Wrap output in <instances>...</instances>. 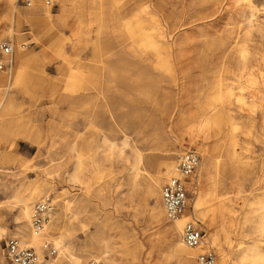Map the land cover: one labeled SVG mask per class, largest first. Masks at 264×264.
Returning <instances> with one entry per match:
<instances>
[{"label": "rangeland", "instance_id": "rangeland-1", "mask_svg": "<svg viewBox=\"0 0 264 264\" xmlns=\"http://www.w3.org/2000/svg\"><path fill=\"white\" fill-rule=\"evenodd\" d=\"M4 1L0 42L14 41L29 61L0 111V260L5 240L22 242L20 226L32 232V209L50 196L49 234L40 249L31 245L42 264L59 256L45 240L84 264L97 255L108 264H196L202 249L179 251L182 234L169 233L183 215L199 223L218 264H247L250 248L264 264V0H252L257 11L251 0H69L62 21L60 0L51 21L20 19L29 7L14 0L17 11H7ZM212 145L222 161L216 187L199 169ZM189 148L200 154L191 207L172 221L161 191ZM166 160L171 169L154 185ZM30 194L27 220L18 209ZM216 195L230 212L201 216Z\"/></svg>", "mask_w": 264, "mask_h": 264}, {"label": "bare ground", "instance_id": "bare-ground-1", "mask_svg": "<svg viewBox=\"0 0 264 264\" xmlns=\"http://www.w3.org/2000/svg\"><path fill=\"white\" fill-rule=\"evenodd\" d=\"M60 1H61V13L62 14L59 18L60 19L59 21H62V19L67 14L69 0H60ZM14 2H15L14 0H5L4 1V4H5L7 11L11 10L12 5H16L15 11H17L18 4H14ZM250 6L254 9H256V11H257V6L254 4V1H252V0L250 1ZM27 7H29V8L21 9V11L25 12L24 13L25 15L22 14V16H21V13L17 14V16L20 19H25V20L27 19L28 21H30V20H35V19L42 17L46 21H51L52 13L50 10V5L44 4L42 2V0H35L34 4L27 6ZM13 9H14V7H13ZM256 11L253 12V17L255 16ZM15 46H16V52H15V55L13 58L14 62H13V65L11 67L12 70H8V72H6L7 70L0 71V88L3 87V84H6L5 85L6 88L4 89L5 93L3 95L4 97L0 101V111L4 110L1 114L3 117H5L7 111H9V108L11 106V101L13 99L12 97L9 98V91L12 89L13 80L15 81L14 86L17 88L18 87L17 85L19 84L20 77H22V74H24V69H25V67L29 61V57L27 56V54L25 52H21L20 50H18L17 44ZM12 93H14V92H12ZM12 93H10L11 96H12ZM7 96H8V98H7ZM1 121L4 122V118L2 119V117H1ZM222 129H223L222 127L220 129V127L218 126V130H220L219 134L221 133ZM103 140H104L105 144H107L106 142H108V141H112L106 134H104ZM126 140H128V139H126ZM113 146L114 145H110L106 149L104 145H99V148H103V150L106 149V150H109L111 152V151H113V148H114ZM214 151H215L214 145H212L211 148L210 147L205 148V150L203 152V160H202V163L199 167V169L201 171V178L207 177L209 179L210 183L212 184V187L217 186L216 181H218L220 178V176L218 177L217 173L221 172V168H222V161H221V159L217 158L218 156L216 157ZM169 162H170V160H166L165 162L162 161V162L156 163V171L150 177L151 183H154V185L158 184L160 186V183L162 182L163 178L166 176V172H168V169H171L172 163L169 164ZM82 166H83V164L80 161L78 166H77L79 171L84 170V169H82ZM88 169H90V168H88ZM215 172H216V174H215ZM177 173H178V169L177 168L173 169V175L177 174ZM203 188H204V185H203ZM195 191H196V203L199 204V202H201L205 196L203 189H202V185L200 186V183L195 188ZM210 192H212V191H210ZM161 193H162V191H161ZM32 196H33V194L25 195L23 198V201H22V205L20 206V209H18V210H20V214L22 215V217L27 219V220H30L29 204H30V200L32 199ZM211 196H212V194H211ZM222 197H225V195ZM209 198L210 197H208L207 199H209ZM215 198L219 199L218 195H216L214 197V199ZM214 199L209 201V203H210L209 208L207 209V211L205 213H203V214L201 213V216L204 217L206 214L207 216L211 217L213 220V219H216L217 217H222L223 214L229 210V205L226 203L227 198L222 199V200H220V199L216 200L215 199L216 201H214ZM160 200H162V206H163L162 194L160 196ZM163 208H164V206H163ZM208 212H210V214H208ZM229 212H230V210H229ZM162 213H163V210H162L161 205H160V209L157 211L155 210L152 213V217L154 219H157V218H159V216L162 215ZM203 217H201V219L205 220V218H203ZM188 218H190V216L187 217L186 215H183L179 218V220L175 221L174 225L169 229L170 235H173L175 233L182 234L184 222L186 220H188ZM191 219H193V218H191ZM263 219H264V214L260 218L257 228L260 229L261 227H263V224L261 223V220H263ZM25 225H27V223ZM25 225H23V226H25ZM20 227H21V229L18 230V233L23 237L22 243L26 244V245H30V246L33 245L34 247H37V249L41 248L40 244L42 241V237L47 236L46 234H49V231H50L49 224L39 233H35L32 230L31 225H30V227H31L32 232H29V233H26L27 230L25 231L22 226H20ZM25 229H27V228H25ZM261 229H264V227ZM2 231H3V229L0 227V235L2 234ZM213 241L214 242L216 241L215 237H214ZM54 244H55V247L59 251V256L56 258L46 259L45 260L46 264H62L61 261H65V260H66L65 262H67V264H84L82 256L72 254L68 249L65 248V246L60 241H56ZM176 248L179 251H182L185 253H189L190 251L195 250V249L199 250V251H200V249H202V250L205 249L204 246H203V248L199 247V248H195V249L187 247L183 243V241L180 239L177 243ZM3 250H4V248H3ZM259 255L260 254L257 251L250 248L248 250V255L245 256L246 263L247 264H261L260 262H261L262 258ZM100 256L101 255H97L96 257H94V260L99 263L101 259H104V261H105L104 263L108 264L107 255H104L101 258H100ZM196 256H195V258H196ZM0 258L1 259L3 258V254L0 255ZM222 260H224V259H222ZM40 264H42V262Z\"/></svg>", "mask_w": 264, "mask_h": 264}, {"label": "built area", "instance_id": "built-area-1", "mask_svg": "<svg viewBox=\"0 0 264 264\" xmlns=\"http://www.w3.org/2000/svg\"><path fill=\"white\" fill-rule=\"evenodd\" d=\"M23 5L30 6L35 0H20ZM46 5H54V0H42ZM16 46L12 40L0 42V71L8 70L13 65ZM200 163V154L195 149H185L178 158V174L171 176L162 187L163 206L166 218L176 220L191 207L188 181L194 177ZM54 200L50 196L43 197L33 207L31 227L35 233L41 232L50 222L54 211ZM183 243L190 248H203L204 231L194 219L188 220L183 226ZM44 249L56 255L58 250L49 240L43 242ZM5 262L0 264H40V253L32 246L23 244L18 238L5 240ZM196 264H218L217 256L212 248L201 250L196 256ZM88 264H99L91 260Z\"/></svg>", "mask_w": 264, "mask_h": 264}, {"label": "crops", "instance_id": "crops-1", "mask_svg": "<svg viewBox=\"0 0 264 264\" xmlns=\"http://www.w3.org/2000/svg\"><path fill=\"white\" fill-rule=\"evenodd\" d=\"M10 40V39H9ZM8 70H12V68L11 69H8Z\"/></svg>", "mask_w": 264, "mask_h": 264}]
</instances>
